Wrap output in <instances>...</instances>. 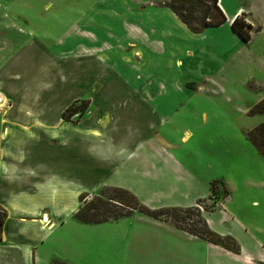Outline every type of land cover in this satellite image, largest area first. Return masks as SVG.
Here are the masks:
<instances>
[{
    "label": "crops",
    "instance_id": "0c3cea01",
    "mask_svg": "<svg viewBox=\"0 0 264 264\" xmlns=\"http://www.w3.org/2000/svg\"><path fill=\"white\" fill-rule=\"evenodd\" d=\"M218 1L227 21L199 34L169 7L160 9L179 32L193 39L207 41L209 32H216L214 44L205 49L182 45L164 19L161 38L150 40L156 28L144 31L142 22L122 14L124 9L136 11L141 19L143 9L155 7H80L76 34L84 42L76 46L82 59L78 69L93 76L89 90L80 84L69 89L68 82L61 86L63 79L59 85L50 83L55 77L48 66L53 44L33 41L32 26L22 12L11 16V7H0V126L9 118L16 130L14 135L0 133V207L6 215L0 264H264V158L247 139L252 128L229 122L238 141L223 155L206 146L211 130L227 126L214 97L221 90L216 76L229 62L244 61L237 51L246 43L231 28L245 9L233 6L234 1ZM259 4L264 7V0ZM244 13L256 28L249 42L258 36L264 40V14L251 19ZM104 16L119 18L128 36H116L120 25ZM57 45L54 49L62 54L70 49L68 37ZM144 49L159 57L158 75H164L159 82L143 80L150 76L143 68ZM251 57L246 55V60ZM43 61L49 63L42 66ZM255 62L264 67V55H257ZM7 73L15 74L9 80L14 89L6 84ZM23 75L30 82L24 87L30 91L25 115L29 131H20L28 126L16 99V88L23 84L17 85L15 76ZM40 76L50 82L38 83ZM263 99L259 94L252 104L238 107L237 115L247 116ZM81 102L88 103L86 114L80 120H64L63 113ZM60 103L55 116L53 108ZM38 124L42 128L34 131ZM215 181H222L229 195L214 209H201V215L213 232L235 242V252L137 211L98 224L75 217L81 198L99 196L102 189L127 191L152 210L198 207L212 201ZM14 189H24L29 197L15 195ZM150 189L161 196L157 201L151 202Z\"/></svg>",
    "mask_w": 264,
    "mask_h": 264
},
{
    "label": "rangeland",
    "instance_id": "374dc122",
    "mask_svg": "<svg viewBox=\"0 0 264 264\" xmlns=\"http://www.w3.org/2000/svg\"><path fill=\"white\" fill-rule=\"evenodd\" d=\"M145 1L147 2L145 3ZM168 1L169 0H140V3H137L134 0H0V7H11V16L16 15L18 11L22 12L21 17H23L25 20H28L30 26H32V33L35 34L34 38H31L33 41L42 40L46 44H53V48L50 49L54 52L53 56H51L52 59L50 63L49 61H43L42 66H45V63H49V68H52L55 73V77H53L54 81L50 82L49 79L51 78L46 79V77L40 76L38 79V83H47L48 81L50 83L54 82L55 84L59 85L61 79H63V84H60L61 86L65 85L68 82L70 84L69 89L73 88L72 90H76L77 84H80L81 86H84L89 90V80L93 76H90L88 73L83 74V71L82 74H79L78 69V67L82 65V59H79V54L77 53L78 50L76 46L77 43L84 42L83 40L78 41L76 34V25L79 24L78 17L81 14H79L80 7H104L106 10L111 9L112 7H116L118 10H123L124 7H130L133 10L137 11L138 9L140 10L143 7H155L154 9H143L146 12L144 16L142 15L141 19H137V17L135 16L136 11L131 12L129 10V12H126V10L124 9L125 12H123L122 14L131 22H142L141 25L144 31H146L147 26L156 28L154 32L150 31V40H158L161 38L160 35H158V32L160 30V22L165 24L163 21H161V19H164L170 26V30H174L176 34H179V37H181L180 40L182 45L193 47L194 45H197L196 47L198 49H200V47L205 49L207 45L211 46V44H214L213 40L215 41V38L217 37V35L215 34L216 32H213L214 30H210L213 33L209 32L210 36L208 37L207 41H204L202 38L193 39L191 35H185L182 31L179 32L176 29L174 21H172L171 18L167 16L163 17L165 15H161L160 9H162V7H168ZM227 2H233V6L236 7V5H238L245 9V11H242L240 13V16L242 13V15H244V12H246L247 15H250L251 19H253L261 13L264 14V7H260L259 0H256V7H254L255 5L253 0H227ZM44 7L46 8L44 9ZM157 7L161 8H159L158 10ZM1 13L2 11L0 10V14ZM103 20L112 21V24H114V26L120 25L117 26V28L114 30L116 36H128L126 26H121L119 18L104 16ZM254 30L256 31V28L253 29V32ZM65 37H68L70 41V49L66 54H62L56 51L54 48L58 46L57 44L61 42ZM244 46L245 47L241 51H237V53L241 54L240 58L244 59V61L239 62L237 58L229 62L223 73H220L218 76H216V78L219 80V87L221 88V90L220 92L216 93L214 97L215 100L220 104L219 106L221 109L219 108V110L221 114L225 115L227 119V126L223 130H211L207 135L209 141L206 143V146L209 149L213 150L215 154L223 155L226 149L232 151V146L236 143V141H238L237 135L233 133V130L230 128L231 126L229 125V122L235 121L237 123H241V127L244 129L249 127L255 129L256 127L264 123L262 122L264 113L255 115L250 113L251 109L254 106L249 110L247 116L241 117L237 115L238 107L248 106L255 101L256 96H258L259 94H264V67L259 66V64L255 62V57L257 55H264V40L262 37L258 36L251 42L245 43ZM6 51L9 52V50ZM234 51H236V49H234ZM143 53L146 61L143 65V68L145 71H147V73H150V76H144L143 80L148 79L149 84L159 82L160 78L158 77L164 76L163 74L158 75L159 71L157 69H160L158 68L160 62L159 57L152 53V51H147L145 49L143 50ZM246 55H252L251 60H246ZM66 56L69 58L65 59ZM151 62H153L156 66L158 64V66H154ZM14 72L16 73V70H14ZM14 75L10 76L7 73L6 76V84L12 89L15 88V85L13 81L9 80H12V76ZM15 79L18 80L15 81L17 85L19 83L23 84V86L16 88V99L21 101V107L24 110V114L22 115V122L23 124H27L28 126V128L20 129V131H29V126L31 123L29 118L28 122L26 121L27 118H25V115L29 109L28 105L30 91L26 90L24 87L26 86L28 89L30 82L28 80V77H26L25 75L19 77L15 76ZM8 82H10V84ZM31 82H35V78H33ZM70 95H72V92ZM62 104L63 103H60L53 108V114L55 116ZM81 118L82 117H79V113H76L71 115L70 120L76 121L80 120ZM37 128H42V124L34 126V131H36ZM14 130L15 129L12 128V124L9 118H7L6 121L3 122V125L0 126V133L6 132V134L13 133L14 135ZM54 131L59 132L60 129H54ZM20 143L23 145H28V141L21 140ZM13 192L15 195H21L20 193H22L24 198L29 197L24 189H14ZM150 192L152 199L151 202H153V200L157 201L158 198L161 197L155 194V190L153 189H150ZM116 193L115 190L102 189L97 194H99L98 197H102L104 200H106L108 199V197L116 195ZM88 197L89 196L87 195V199ZM95 197L97 196H94L93 198ZM93 198L89 197V200L87 201H90ZM200 206L201 209L204 208L206 210L214 209L215 206L217 207V205L214 206L212 201L205 204L200 203L197 208L200 209ZM4 212L5 211L0 207V218H3ZM131 213L124 218L131 216ZM163 217L164 218H162L163 220L161 221L168 220L166 216ZM165 218L166 220H164ZM168 221L171 222L170 219Z\"/></svg>",
    "mask_w": 264,
    "mask_h": 264
},
{
    "label": "trees",
    "instance_id": "16d2710c",
    "mask_svg": "<svg viewBox=\"0 0 264 264\" xmlns=\"http://www.w3.org/2000/svg\"><path fill=\"white\" fill-rule=\"evenodd\" d=\"M167 6L195 34L203 32L206 27H217L227 21L218 0H171L167 3ZM231 28L244 42L248 43L251 40L253 27L247 23L245 14L234 19ZM87 109V102L74 103L63 113V118L71 121V115L76 113H79V117H83ZM250 113L254 115L264 113V99L254 106ZM247 139L264 158V123L248 131ZM114 190L115 193L117 192L116 195L108 197L106 200L97 196L87 201V196L82 197L81 206L75 217L85 224H98L122 219L133 211H138L156 220H163V216H166L177 228L191 235L205 239L233 252L237 250L236 244L232 239L223 238L208 227L201 215L200 209L197 207L152 210L141 205L129 192L122 189ZM228 195L229 192L224 188L222 181L212 183L211 200L214 206ZM5 218L4 213L3 218H0V237ZM52 264L68 263L54 260Z\"/></svg>",
    "mask_w": 264,
    "mask_h": 264
},
{
    "label": "built area",
    "instance_id": "2783aa9c",
    "mask_svg": "<svg viewBox=\"0 0 264 264\" xmlns=\"http://www.w3.org/2000/svg\"><path fill=\"white\" fill-rule=\"evenodd\" d=\"M200 209H201V207H200Z\"/></svg>",
    "mask_w": 264,
    "mask_h": 264
}]
</instances>
